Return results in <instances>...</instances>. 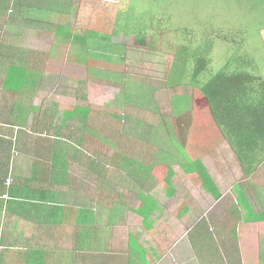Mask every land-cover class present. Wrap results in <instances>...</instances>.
Wrapping results in <instances>:
<instances>
[{"label": "rangeland", "instance_id": "obj_1", "mask_svg": "<svg viewBox=\"0 0 264 264\" xmlns=\"http://www.w3.org/2000/svg\"><path fill=\"white\" fill-rule=\"evenodd\" d=\"M126 7L127 11L119 12L114 22L100 19L101 14H98L99 19L90 18L89 22L94 28L100 24L105 32L102 36H95L93 45L89 43L79 48L64 46L59 50V40L55 41L53 37L32 41L31 47L57 48L60 62L52 65L47 80L40 81L46 85L44 90L38 86L29 87L28 93L32 91L31 96H34L31 97L34 99L32 105L39 103L43 109L40 118L32 119L34 124L29 125V128L25 114L35 108H28V100L19 103V115L25 116L19 122V126L24 129L22 134L29 135L27 131L30 129L37 133L36 138L42 139L49 120L45 114H52L53 106H58L59 110L60 102L56 99L58 97L61 100L65 96L70 101L67 100V104L63 105L64 109L72 110L75 104L91 107L92 114L88 118L81 120L79 116L65 129L70 136L72 127L83 126V130L79 128L72 133V137L81 131L80 142L83 141L82 146L89 149L93 156L96 151L90 149V137L86 132L90 133L89 125L94 120L97 122L93 139L98 142V154L103 162L98 165L102 184L98 186L100 189L104 190L102 186L107 185L106 171L114 174L123 170L137 175L139 170L145 172V166L153 170L157 166L155 171L159 170L160 173V176L156 175L160 179L159 189L166 191V180L168 182L167 176L171 170L169 167L188 162L180 150L181 144L193 161H202L211 172L210 175L213 173L211 176L223 191L236 190L237 185H240L235 193L241 196L239 189H243L254 211L257 214L264 213V163L252 175L246 174L230 142L215 124L206 97L190 83L196 61L202 56L208 59L210 71L215 73L221 71L233 57L246 56L255 74L264 79V0H126ZM67 14L68 18L75 17L71 11ZM79 22L73 18L66 20L74 28L80 26ZM85 24L81 22V26ZM106 34L112 35V38H106ZM243 36L245 48H240ZM140 37L146 40L143 47H139ZM224 39H228V42H224ZM235 41L238 44L234 47ZM182 50V57H179L178 52ZM177 63L179 69L174 80L182 81L180 85L170 79L174 77L173 69ZM13 67L20 74V66ZM37 70L43 73L44 68L37 67ZM183 71L185 77H181ZM53 97L55 101L51 102L49 109V101ZM45 106L48 109H44ZM54 120H57L56 127L63 126L62 118L56 117ZM130 126L132 131L127 132L126 127ZM129 140H136L139 143L136 147H140L142 152L138 157L134 151L124 153L119 164L114 165L113 160L118 158L113 149L119 151L124 144L130 143ZM144 147L145 151L142 150ZM128 157L137 161L135 165ZM178 166L175 168L179 169ZM108 189L112 191L111 187ZM231 195L227 196L228 200ZM166 198L161 197L164 206L161 205L159 213H156L163 222L173 219L175 215H182L183 210L181 207L174 215L179 206H173ZM189 198L196 201L194 205L202 202L201 198ZM197 207L191 218H187L188 221H181L176 226L180 236L192 231L198 218L205 213L202 206ZM222 210L225 213L220 217ZM132 212L124 214V219L115 215L113 225L128 224L133 229L138 220L132 218V214L145 219L143 213ZM245 214L247 211L238 205L232 206L231 198L227 205L209 214L208 220L213 223L210 224V232H204L205 220L200 224L197 222L195 231L189 236L193 242L195 240L194 249L188 248L189 237H186L185 246L187 235L180 242L177 237L166 236V229L162 230L160 240L167 245L170 253H225L227 264H264V223H250ZM213 220L221 221L219 230ZM177 240L178 244L175 245Z\"/></svg>", "mask_w": 264, "mask_h": 264}, {"label": "crops", "instance_id": "obj_2", "mask_svg": "<svg viewBox=\"0 0 264 264\" xmlns=\"http://www.w3.org/2000/svg\"><path fill=\"white\" fill-rule=\"evenodd\" d=\"M68 11L75 13V17L69 18L80 20L77 28L66 23ZM122 11H127L126 0H0V64L3 66L2 69L0 65V264H225L227 260L225 253H170L167 245L160 240V235L166 229V236L177 237L180 242L187 235L186 246V237L203 220L206 226L203 227L204 232L209 231L213 223L208 216L212 211L227 205L231 198L232 206L237 207V188L225 192L219 185L223 191L222 197L214 198L204 189L200 176L188 171V160L181 166L175 165L179 169L174 165L169 167L174 170L175 177L173 186L166 180V191L159 189L160 179L156 175L160 176V173L159 170L155 171L157 166L154 170L145 166V172L139 170L137 175L123 170L114 174L103 170L107 185L102 186L104 190L100 189L98 186L102 184L98 165L103 162L99 158L98 142L93 139L97 122L94 120L89 125L90 133L86 132L90 137V149L96 151L93 156L89 149L82 146L83 141L79 142L81 131L76 135L78 140L76 136L72 137V133L83 129V126L72 127L70 136L66 132L67 125L79 116L69 124L65 122L67 111L71 110L63 108L70 101L65 96L61 100L56 99L60 102L59 110L58 106H53L54 112L45 114L49 120L44 138H36L37 133L30 129L27 131L29 135L21 132L24 129L19 126L20 117L25 116L19 115L15 94L11 91L5 93L3 88L9 70L13 66L27 69V83L44 90L46 85L40 81L47 80L52 65L60 62L57 48L31 47L32 41L53 37L55 41L59 40V50L64 46L79 48L89 43L93 45L95 36H102L105 32L100 24L94 28L89 22L90 18L99 19L98 14H101L100 19L114 22ZM81 22L86 24L81 26ZM70 36H73L71 41L67 39ZM105 37L112 38V35L106 34ZM69 50L71 52L72 49ZM74 66L77 68V65ZM37 67H43V73ZM74 83H77L76 77ZM31 97L34 96H30L28 101H34ZM54 97L49 101V109L51 102L55 101ZM34 106L37 114L34 111L25 114L28 128L34 124L32 119L40 118L43 112L39 103ZM44 109L48 108L45 106ZM89 109L92 114L91 107ZM56 117L63 119L61 128L56 127ZM126 131L131 132V126L126 127ZM129 142L122 147L124 150L135 144L131 140ZM102 149L106 151L104 147ZM113 151L118 159L112 163L118 165L121 155L127 152L118 156L116 148ZM128 160L132 162L129 157ZM133 160L135 165L137 161ZM10 176L13 182L8 185ZM108 187L112 188L111 192ZM166 196V201L179 206L174 215L181 207L183 210L179 218L175 215L173 219L163 222L156 213H159L161 205L164 206L161 197ZM190 196L201 198L202 202L194 205L196 201L190 200ZM199 205L205 213L198 218L192 231L180 236L176 226L181 221H188L187 218ZM149 209L153 212L145 222L141 215L132 214V218L138 220L133 229L128 224L113 225L115 215L124 219V214H131L132 210L142 214L143 210ZM224 213L222 210L219 216ZM219 221L213 220L218 230L221 228ZM114 228L122 231L116 232ZM192 239L189 237V249L195 248V240L193 242Z\"/></svg>", "mask_w": 264, "mask_h": 264}, {"label": "trees", "instance_id": "obj_3", "mask_svg": "<svg viewBox=\"0 0 264 264\" xmlns=\"http://www.w3.org/2000/svg\"><path fill=\"white\" fill-rule=\"evenodd\" d=\"M67 39L71 41L73 36ZM244 40L245 37L239 44L240 48H245ZM145 41L143 37H140L138 39V43H140L139 47L145 46ZM223 41L228 42V39H224ZM233 44L235 47V44H238V42L235 41ZM182 52L184 51L178 52L179 57H182ZM177 65L178 63L175 64L173 69L174 77L170 78L172 82H176L177 80H174V78H177L176 73L179 69ZM209 66L210 62L207 58L203 56L198 58L193 68L192 81H190V83L193 87L201 90L202 94L206 97L215 124L219 126L222 133L230 142L246 174L252 175V173L264 163V79L262 80L255 74L246 56L233 57V59L217 73L210 71ZM19 71L20 74H17L16 68H11L3 84L5 93L11 91L13 95L15 94L18 106L22 100H28L31 96L32 91L28 93L29 87L35 86V84L27 83V69L19 67ZM206 75L207 77H205ZM185 76L186 74L183 71L181 77ZM177 83L180 85L182 81H177L176 84ZM25 96L27 97L25 98ZM32 102L34 101L27 102L29 109L35 108ZM89 115V107L75 106L74 110L67 111L65 122L67 124L71 123L76 116H80V119L84 120L88 118ZM21 121L22 118L20 117V122ZM81 130L83 129L81 128ZM134 142V146L128 150H124L123 148L119 151L116 150L118 156L123 152L128 153L131 151H134L135 155H139V153L142 152L139 150L140 147H137L138 150L136 149V145L139 143L136 142V140ZM184 149L183 145L180 144L181 152L188 158L190 163L189 166H187L188 171L190 173H198L202 179L204 189L211 193L214 198H221L223 194L221 188L217 182L214 181L204 163L202 161H193ZM142 150L145 151V147ZM133 161L132 159V162ZM174 177V170H169L167 179L170 186H173ZM9 179L10 181H8ZM12 182L13 178L10 176L7 179V184L10 185ZM237 187L241 186L237 185ZM239 191H241L242 194L238 196V205L242 210L244 209L247 211L245 216L248 222L264 223V213L257 214L248 196L245 194V191L243 189H239ZM6 196H8V194H6ZM152 212L153 210L150 209L142 211L145 215L144 222Z\"/></svg>", "mask_w": 264, "mask_h": 264}, {"label": "built area", "instance_id": "obj_4", "mask_svg": "<svg viewBox=\"0 0 264 264\" xmlns=\"http://www.w3.org/2000/svg\"><path fill=\"white\" fill-rule=\"evenodd\" d=\"M8 181H10V179Z\"/></svg>", "mask_w": 264, "mask_h": 264}]
</instances>
